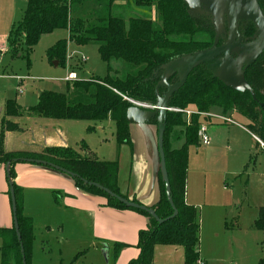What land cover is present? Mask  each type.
<instances>
[{"label":"trees","instance_id":"16d2710c","mask_svg":"<svg viewBox=\"0 0 264 264\" xmlns=\"http://www.w3.org/2000/svg\"><path fill=\"white\" fill-rule=\"evenodd\" d=\"M87 1L101 3L103 0H27L21 21L12 28L9 47L13 54L17 48L24 47L29 52L43 36L56 30H68L69 42L77 46L86 45L89 41L98 43L100 60L107 65V75L103 81L78 80L66 83L65 93L42 92L37 103L23 110L13 100L5 103L4 118L0 123V165L9 164L7 181H10L15 195L16 217L23 250L24 264H31L33 231L30 218L23 216L22 190L15 184V165L18 163L56 171L60 168L73 175L70 179L80 192L105 199V207L113 210H131L143 216L147 224L138 232L136 248L138 255L128 264H153V253L156 246H175L183 250V264H197L199 261V214L198 210L185 203L188 147L198 146L197 129L200 124L197 115H191L186 125L185 116L180 113L166 112L164 118L163 152L169 183V193L173 208L169 204L161 171H158L159 201L148 208L159 220L147 212L127 208L110 197L104 191L94 187L97 184L112 194L134 204L120 194L117 186V162H101L97 158L86 156L87 146L81 142L82 153L71 148H44L39 153H5L4 135L7 132H19L17 124L8 120L23 115L66 121L105 122L110 119L115 127V141L118 145L130 144L129 122L127 111L132 108L126 98L140 104L156 106L158 98H163L167 89L180 82L178 70L172 72L164 85H159L167 68L174 62L193 56L209 49L214 40L213 21L205 15L192 14L185 0H106L107 17L97 20L98 25L87 28L79 18H71V8ZM264 16V0H256ZM128 9L133 17L127 19L115 11ZM114 11V12H113ZM142 14V15H141ZM151 14L155 19L151 18ZM226 32L228 31L225 23ZM239 44L246 45L255 38L257 28L253 22H240L237 25ZM207 35L210 42H198L194 38ZM228 36V35H227ZM221 37V36H220ZM228 40V37H226ZM246 38V39H245ZM221 40H217L220 47ZM67 44L56 43L47 52L49 59L57 64L65 62ZM111 61L122 62L129 71L122 79L114 78L110 68ZM205 63L196 67L187 77L185 84L173 92L168 101L169 108L188 109L194 106L199 113H208L218 107L222 116L236 110L250 124L247 131L264 145V49L248 65H243L242 78L249 91L236 90L226 86L217 79ZM115 73V72H114ZM70 84V85H69ZM157 88V90H156ZM252 94V96H251ZM156 117L149 121L156 125ZM183 128L180 133L174 129ZM93 132L94 128H88ZM182 141L179 149H172L173 143ZM24 160H37L45 163L39 165ZM54 202L60 205L59 195L53 193ZM174 210L176 216L173 215ZM255 230L264 233V207L259 208L254 221ZM12 233V242L5 240L0 250V264L6 251L14 257V264H22L20 244L16 240L14 229H0V238ZM127 247L116 243L112 247V262L118 252ZM258 264H264L261 259Z\"/></svg>","mask_w":264,"mask_h":264},{"label":"rangeland","instance_id":"374dc122","mask_svg":"<svg viewBox=\"0 0 264 264\" xmlns=\"http://www.w3.org/2000/svg\"><path fill=\"white\" fill-rule=\"evenodd\" d=\"M186 1L193 13H210L217 29H220L217 34L216 27L214 26L215 36L213 44L206 51L213 47H218V39H222L221 45L226 44L229 29L227 32L224 29L225 23L228 28L227 20H230L231 13L235 16V27L239 22L242 25L249 21L254 23L249 10L245 5L237 1H231L230 3H226L224 0ZM25 7V0H0V46L8 48L7 53L0 57V75L7 76L9 79V81L4 80L2 82H8L12 86L15 85L17 90L18 88L23 90L21 93L18 92L16 94V97L19 98V102H16L17 104L32 107L36 102L38 93H65L66 83L62 79L71 71L76 72L77 78L81 80L93 78L103 81L105 79L107 65L100 60L98 43L89 41L83 46L70 43L68 40V30H56L48 36L41 38L38 44L29 52H26L23 46L18 47V54L14 55L13 49L9 47L8 38L12 34V28L16 27L21 21ZM107 12L106 0H103L101 3L87 1L80 5L72 6L70 15L72 19H81L85 26L90 28L98 25L97 20H104L107 17ZM115 12L116 14H122L125 19L133 17V13L130 10L128 11V9L123 11V13H121L122 11ZM211 17L209 18L211 19ZM151 18L155 19L153 14H151ZM253 36L245 38V41L252 39L251 42H253ZM194 39L198 42H210L208 36L204 34L196 36ZM60 41H65L67 44L65 62L54 66L53 63L56 61L49 59L47 52ZM240 41L241 38L239 36L235 35L233 37V42L240 43ZM71 53L72 56L70 57ZM80 55L86 57L85 62H80ZM229 55L231 61L224 56H220L215 60L225 66H232V61L235 60V67L239 66L240 68L243 67L244 63H248L256 58L255 52H237L230 53ZM216 62L215 64H217ZM109 65L113 71L112 76L115 75V77L113 76L114 78L122 79L129 71L120 61H111ZM126 102L136 109L140 115L154 112V109L135 105L145 106L147 104H140L127 98ZM190 107L196 110L194 106H189L188 108ZM208 113L222 116L221 110L218 107L211 108ZM236 115L242 117L245 122L241 118L232 119V116ZM225 117L231 119L233 123H222L219 119H206L207 123L218 122L220 124L218 127L213 125L212 128H209V125H207L209 128L210 145H192L187 150V168L189 165L190 171L192 170L189 173L192 181L195 179L196 183L199 184L196 188H200L205 178L209 184V190L213 191L212 203L224 206V209H217L215 215V209H211L210 207L198 208L200 216V243L204 250L208 241L212 238L211 234L221 228L223 218L226 216L227 224L236 225L239 231H242L241 236L229 238V235H226L224 238H219L218 241L223 245L227 244V247H235L237 245L245 251H247V248H250L248 239L257 243L259 242V255L261 259H264V233L254 232V236H252V233H248L251 231H246L256 217V209L264 206V152L259 148V144L256 145V141L242 128L246 129V126L250 124L245 117L238 114L235 109ZM199 121L201 122L200 118ZM147 123L150 124L151 121L148 120ZM66 124L70 123H63L61 126L65 138L71 140L72 138L76 139L79 137L91 149L92 153L88 152L86 154L89 158H97L101 162H107L106 160L117 162L118 171L122 167L123 160L126 163L130 162L131 157L132 159L145 160L147 135L146 129L142 124L137 123L131 126L132 132H128L132 134L129 137L130 144L128 145H118L115 141V133L113 135V130H109L107 127H105L104 131L95 128L93 133L87 135L85 131L87 123L79 122L77 123L78 125H72L79 128H76V130L67 129L68 125ZM88 124L98 127L97 123L94 124V122H88ZM152 125L146 124L154 132L156 127ZM174 130L180 133L183 131V128L177 127ZM104 139H106L105 142H103ZM192 168H196V173H193ZM124 170L122 171V175L125 173ZM59 191L64 200L76 199V201L73 202L74 206L71 209L64 206L53 207L51 210L46 208L44 212L36 214L33 218L34 220L30 218L34 239L32 244V264H107L101 252L103 249L100 245V240L111 243L113 247L116 244L113 238L121 230L124 231L126 239L134 241L132 243L137 244L138 232L146 226L143 222L142 227L139 228L141 223L138 215L140 214L131 210H124L138 215H134L135 217L132 219L121 217L120 220H116L114 218L116 210L104 211V208H99L100 211L97 212L96 207H93L91 201L80 197L76 193L72 182L66 181L59 187ZM50 193L51 199L55 203L53 198L54 192L50 191ZM94 201L97 205L106 204L101 202V200H99L100 202ZM220 214L223 215L220 219V226L217 228L216 222ZM210 222L212 225H210ZM11 242L12 233H8V243L10 244ZM120 252L121 250L118 252L115 261L113 260L109 264H120ZM245 256H247V252L239 256L228 257L235 264H244ZM1 264H14V257L10 251L4 253Z\"/></svg>","mask_w":264,"mask_h":264},{"label":"crops","instance_id":"0c3cea01","mask_svg":"<svg viewBox=\"0 0 264 264\" xmlns=\"http://www.w3.org/2000/svg\"><path fill=\"white\" fill-rule=\"evenodd\" d=\"M27 0H25L26 4ZM48 36V35H46ZM45 37V36H43ZM42 37V38H43ZM57 63V62H56ZM57 66V65H56ZM76 73V72H75ZM77 75V74H76ZM78 77V76H77ZM17 79V78H15ZM7 76L0 75V123L4 118V108L5 103L9 100H13L15 102H19V98L16 97L18 94V90L15 88V85L12 86L8 82ZM78 80H81L78 78ZM39 93L36 96L37 103ZM23 110H27L31 106L29 105H19ZM32 105V106H34ZM189 110H193V107L188 108ZM233 118H241L244 122L245 120L236 115L232 116ZM9 121L15 123L20 128L19 132H7L4 135V144L3 148L5 153H39L44 148H71L78 153H82L80 143L83 142L81 139L65 138L63 128L61 127L63 123L66 124L67 129L76 130L79 129L77 126L79 122L87 123V127L85 128L86 134L89 135L95 131V128L105 130L107 129L113 130V135L115 133L113 122L108 119L105 122L97 123L98 127H93L91 124H88L86 121H66V120H52V119H44L38 118L28 115H23L21 117H11L8 118ZM74 123V124H73ZM94 123V124H95ZM138 122L129 123V131L132 132V125H136ZM139 124L144 125L146 129L147 135V149L145 150L146 156L145 160H141L138 158H130V162L126 163L125 160L122 162V167L118 171L117 175V186L121 195L126 196L128 199H134L139 205L150 208L155 206L159 201V187H158V171H159V158H158V150H157V129L153 132L151 128L147 127L146 124L152 125L146 122H140ZM209 128H212L213 125L215 127L220 126L218 122H208ZM154 126V125H152ZM94 128L93 132H88V128ZM156 127V125H155ZM245 132H247L254 141L255 137L252 136L244 127H242ZM215 131V129H214ZM129 137L131 136V133ZM213 132V130H212ZM211 132V134H212ZM214 134V132H213ZM16 135V136H15ZM27 135V136H25ZM84 140V139H83ZM106 139L103 140L105 142ZM85 144V143H84ZM183 142L179 141L172 144L173 149H179L182 146ZM259 144V145H258ZM86 145V144H85ZM210 145V144H209ZM256 145L259 146L260 149L264 152V148H261L260 143L256 141ZM87 146V145H86ZM124 146V145H123ZM88 152H91V149L87 146ZM87 152V153H88ZM92 153V152H91ZM107 162H112V160H106ZM105 162V161H103ZM125 169V170H124ZM193 173H196V168H192ZM125 173L122 175V171ZM192 171V170H191ZM190 166L187 168V179H186V192H185V203L188 206H192L198 210L200 207H210L211 209H215L214 215L216 214L217 209H224V206H218L215 203H212V195L213 191L209 190L208 182H206L205 178L203 180V184L199 189L196 188L197 184L196 180L192 181L189 176ZM15 184L21 188L22 190V203H23V216L27 218L33 219L36 214L44 212L47 208L51 210L54 208H58L60 206H64L65 208H73V202L76 199H65L62 198V195L59 191V187L62 186L66 181L71 183L72 180L53 170H49L46 168H41L37 166H33L25 163H18L15 165ZM202 177V176H201ZM73 184V182H72ZM76 189V188H75ZM50 191L57 193L59 195L60 205L53 203L51 199ZM76 193L82 197L86 198L88 201H91L93 207H96V211L99 212V208H104V211L111 210L105 207V205L95 204V201L101 200V202L106 203L105 199L100 197H93L87 194H84L76 189ZM100 202V201H99ZM54 204V205H53ZM264 207V206H261ZM258 207L256 209V217L252 221V225L246 231H251L248 233H252L254 236V232H260L254 229L253 224L257 219L258 215ZM115 211V210H113ZM114 218L116 220H120L123 218L132 219L135 217L134 215H138L134 212L127 211H115ZM129 213V214H126ZM134 213V214H133ZM121 214V215H119ZM213 215V216H214ZM223 214H220L217 219V228L220 226V219ZM139 216L140 227H142L143 222L144 225L147 224L146 219ZM227 217L223 218L221 228L214 231L206 245L205 249H202V244L200 243V216H199V246H198V256L201 264H235L232 259L228 256H239L247 252V256L244 257V264H258L261 260L259 255V242H254L251 239H248V243L250 248H247V251L235 245V247H227V244H222L218 240L219 238H224L226 235H229V238H238L241 236V232L238 227L233 224H227ZM34 220V219H33ZM210 225L212 223L210 222ZM13 227L12 222V213H11V205L8 193V181L6 178V172L4 166L0 165V229L3 230H11ZM201 228H202V219H201ZM247 233V232H246ZM248 235V234H247ZM11 237V236H10ZM116 243L124 244L127 247L121 250L119 253L120 264H127L131 260H134L138 255V250L135 247L136 244L132 243L134 241H129L126 239L124 231L121 230L115 238H113ZM8 243V233L4 239L0 238V250L4 244V242ZM235 240V239H234ZM102 247V255L104 256L105 262L107 264L112 262V244L106 242L105 240H100ZM258 241V240H257ZM9 244V243H8ZM135 244V245H134ZM255 248V249H254ZM105 254L107 257L105 258ZM153 264H183V250L180 247L175 246H156L154 248L153 253ZM32 264V259H31ZM243 264V263H242Z\"/></svg>","mask_w":264,"mask_h":264},{"label":"water","instance_id":"95a60500","mask_svg":"<svg viewBox=\"0 0 264 264\" xmlns=\"http://www.w3.org/2000/svg\"><path fill=\"white\" fill-rule=\"evenodd\" d=\"M224 1L226 3H230L231 1L240 2L243 5H245V7L249 10V12L252 15V20L254 21L256 28H257V32H256V35H255L253 42L246 44V45H241L238 42H233V37L235 35H237V32H236L237 25L235 27V21H234L235 16L233 13H231L230 20L228 21L226 19L228 22V29H229L228 40H227L226 44H224L220 47H213L210 50L195 54L193 56H186V57L172 63L167 68V70H166V72L162 78V81L159 83V85H164L166 83L168 76L176 70H178V72H180V76H181L180 82L174 86L169 87L163 98H161V99L158 98L157 105L155 106V108L153 110L154 112L146 113V114L143 113V115H140L139 112L134 108H130L127 111V121L129 123H131V122H138V123L146 122L147 123L148 120H150L154 116H157L156 117V129H157V150H158V158H159V167H160V171H161L162 180H163L164 185H165L166 197H167V200H168V202L172 208H173V204H172V200L170 198V193H169V183H168V177H167V172H166V167H165L164 152H163V147H162L163 133H164V118H165V115L167 112L169 98L171 97L173 92H175L176 90H178L179 88H181L185 84L187 77L196 67L203 65L205 63H209V62H213V63H211L208 66V68L211 70L213 75L217 79H219L222 83H224L226 86H230L236 90H240V91L247 90L250 92L248 86L246 85V83L244 82V80L242 78V73H241L242 67H240V68H239V66L235 67V62H234L235 60L232 61L233 62L232 66L231 65L225 66L222 63L216 62L215 59L220 57V56H224L225 58L230 60L231 58H230L229 54L230 53H237V52H242V53L255 52L256 58H257V56L264 49V16L261 12V9H260L257 1L256 0H224ZM186 3L188 4L187 1H186ZM188 7H189V10L192 14L205 15V16L211 17V14L208 12H206V13H193L190 9L189 4H188ZM211 20L213 21L212 17H211ZM213 23H214V26L216 27L214 21H213ZM222 27H223V23H222ZM219 31H220V29H217V27H216V33L217 34ZM216 39H215V43H216ZM255 59H253L252 61H254ZM252 61H250L248 63H244V65H248ZM215 62L217 64H215ZM53 65L56 66L57 63L54 62ZM156 90H157V88H156ZM251 96H252V94H251ZM24 161L27 163H35V164H39V165L45 164V163H43L41 161H37V160H24ZM8 169H9V164H7L5 166L6 176L8 173ZM54 169L56 171H58L59 173L65 175L69 178L73 177V175L71 173H69L65 170H62V169L57 168V167H55ZM92 185L94 187L104 191L110 197L115 198L118 202H120L122 205H124L127 208L137 209L140 211L147 212L150 216L155 218L158 223H163L164 221H166V220H164V221L159 220L155 216L154 212L152 210H149L147 207L141 206L139 204H134L131 201H127L121 197H118V196L112 194L111 192H109L108 190L100 187L97 184H92ZM8 193H9L11 213H12V222H13L12 228L14 229L16 240L20 244V234H19V228H18L17 217H16L15 195H14L13 186H12L10 181H8ZM174 216H176L175 210L173 212V215L170 218H173ZM20 253L22 256V264H24L23 250H22L21 244H20ZM106 257H107V254H105V258Z\"/></svg>","mask_w":264,"mask_h":264},{"label":"built area","instance_id":"2783aa9c","mask_svg":"<svg viewBox=\"0 0 264 264\" xmlns=\"http://www.w3.org/2000/svg\"><path fill=\"white\" fill-rule=\"evenodd\" d=\"M7 51H8L7 47H5V46L1 47L0 46V57L2 55H4L5 53H7ZM71 56H72V53L70 54V57ZM79 60H80V62H85L86 57L80 55ZM19 81H21V80H19ZM62 81L64 83H72V82L78 81V78H77L76 73L71 71V72H68L64 76ZM22 91L23 90L21 88H18L19 93H21ZM135 105L141 106V107H147L150 109L155 108L154 106H148V105H145V106L138 105V104H135ZM167 112L183 114L185 116L186 125L189 124L191 115H197L201 119V122L198 126V129H197V138H198L199 144H201L202 146H208L210 144V136L208 135L209 128L207 127L206 119H219V120H221L222 123H229V124L233 123V121L231 119H229L228 117L218 116V115H214V114H210V113H199L196 110H194V111L189 110V109L182 110V109L169 108L168 107ZM255 140L260 143L262 148H264V145L256 137H255ZM197 264H201V262L198 261Z\"/></svg>","mask_w":264,"mask_h":264}]
</instances>
